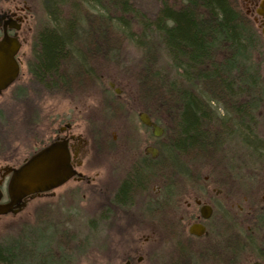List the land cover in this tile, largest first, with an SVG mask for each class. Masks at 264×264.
Segmentation results:
<instances>
[{"label": "flooded vegetation", "instance_id": "af4514ba", "mask_svg": "<svg viewBox=\"0 0 264 264\" xmlns=\"http://www.w3.org/2000/svg\"><path fill=\"white\" fill-rule=\"evenodd\" d=\"M236 2L264 41V0ZM27 12L25 3L1 10L0 38L6 33L23 45L26 41L19 32ZM34 48L36 54V42ZM94 49L92 60L106 61V51L100 46L98 55ZM19 54L20 73L10 88L23 73ZM34 66L39 65L30 66V78L20 90L23 101L33 87L43 95L74 91L73 77L66 88H46L33 74ZM88 67L79 69L78 86L91 81L107 85L100 69ZM97 103L102 105L84 104L81 114L99 108L106 114L107 101ZM73 111L57 113L39 129H14L20 136L15 143L27 150L21 161L10 141L1 152L7 155L0 167V190L6 187V194L12 170L35 154L53 143L65 145L69 152L71 178L54 190L26 197L17 213L28 211L25 220L30 222L25 226L52 233L53 247L44 256L51 264H264V140L252 148L245 141L250 131L232 127V114L220 113L224 118L216 122L220 135L210 152L199 151L195 162L181 159L182 154L166 142L165 127L139 107L137 133L119 135L90 128L86 120L75 128ZM142 115L163 129L161 136L142 122ZM8 135L11 140L13 134ZM159 140L165 143L157 145ZM8 202L7 195L1 204Z\"/></svg>", "mask_w": 264, "mask_h": 264}, {"label": "trees", "instance_id": "16d2710c", "mask_svg": "<svg viewBox=\"0 0 264 264\" xmlns=\"http://www.w3.org/2000/svg\"><path fill=\"white\" fill-rule=\"evenodd\" d=\"M176 1L160 0L156 18L145 20L131 0H42L48 22L37 35L39 66L33 74L50 90L66 88L70 77L78 86L79 69L87 70L95 47L98 55L100 46L106 51L111 65L130 44L141 55L134 73L139 108L163 127L164 120L174 119L165 127L174 151L199 156L200 150H212L221 133L216 122L224 120L213 102L232 114V127L253 135L258 98L264 97V82L252 63L261 37L236 0ZM64 6L72 13L65 14ZM160 62L169 65L170 75ZM51 235L24 226L0 243V264H51L44 258L53 247Z\"/></svg>", "mask_w": 264, "mask_h": 264}, {"label": "rangeland", "instance_id": "374dc122", "mask_svg": "<svg viewBox=\"0 0 264 264\" xmlns=\"http://www.w3.org/2000/svg\"><path fill=\"white\" fill-rule=\"evenodd\" d=\"M26 4L28 8L27 20L23 24L22 29L19 32L20 39H24L26 42L22 45L19 56L23 60L22 74L18 83L12 86L9 90L4 92L0 96V118H4L5 122L0 119V122L4 125H0V167L5 163L6 154L1 153L5 147V144L10 143L15 151L16 156L20 161L26 156L27 150L18 146L15 140L19 141L20 136L14 132V129H21L23 127H30L32 129H39L43 124L47 123L48 119L51 120L54 115L69 112L72 108L74 115V126L85 124V120L91 122V127L94 129H106L114 133V135L126 134L128 131L139 129L138 113L137 109L142 104L139 96L136 92V83L134 80V73L138 71L140 65V52L131 46L130 44H124L122 51L119 52L118 63L108 64L104 60H91L88 65V69H100L101 75L104 77L107 85L99 86L98 82L87 83L85 85L75 86L74 91L70 95H64V93H57V91H50L51 93H38L37 87H33L28 93L27 100L23 101L20 97L24 81L30 77V66L33 65L36 60V54L34 51V44L37 39V35L41 29L45 27L48 22L47 12L45 11L42 0H0V11L3 9L14 7L15 5ZM132 7L135 11H140L145 16V20H154L156 18L159 9L161 7L160 0H131ZM178 4V0L176 1ZM65 14H71V8L64 6ZM80 12V11H79ZM78 12V13H79ZM2 15H0L1 17ZM134 25V24H133ZM134 29H137L134 27ZM162 62V60H161ZM160 62V68L163 73L171 74L169 65H165ZM252 63L254 64V70L257 72L259 80L264 82V41H262L260 47L258 46L255 53L252 56ZM81 70V69H80ZM83 78V75H81ZM110 84H115L111 87ZM264 85V83H263ZM116 92H119V97ZM25 93V92H24ZM73 99V103L67 99ZM106 100L111 103L108 105L107 113L103 112L101 108L95 111L91 110L89 115L83 116L80 109L85 104H90L92 107L101 106L97 102ZM260 103L257 106V120H254L252 133L250 137L245 136V140L252 148L258 145L260 140H264V97L261 96ZM68 107H71L68 109ZM214 108H218L221 112L225 110L219 104H214ZM111 108L114 111H111ZM212 111L214 109L212 108ZM216 112V111H214ZM26 116V117H25ZM168 118H171L168 116ZM40 120H43L40 123ZM28 120V121H27ZM53 120V119H52ZM39 121V123H38ZM174 121L173 118L169 121L162 122L167 127L170 122ZM24 122H27L24 123ZM222 122V121H221ZM24 123V124H23ZM80 123V124H79ZM174 123V122H172ZM26 124V125H25ZM48 124V123H47ZM80 127V126H78ZM125 129H127L125 131ZM8 133H12V139L9 140ZM137 133V132H136ZM16 134V135H14ZM8 135V136H7ZM110 137V136H109ZM165 140V138L163 139ZM163 140L156 141L157 145L165 143ZM258 140V141H257ZM10 141V142H9ZM111 141V139H110ZM227 144L231 145V141H227ZM228 146V145H227ZM182 158L188 161L199 162V156L195 153H181ZM4 200L7 198L6 187H3ZM27 212L17 215H8L2 217L0 220V243L5 242L15 237L21 229L24 228L27 219ZM35 219L32 218L31 222Z\"/></svg>", "mask_w": 264, "mask_h": 264}, {"label": "water", "instance_id": "95a60500", "mask_svg": "<svg viewBox=\"0 0 264 264\" xmlns=\"http://www.w3.org/2000/svg\"><path fill=\"white\" fill-rule=\"evenodd\" d=\"M3 17H0V21ZM15 29L18 30L19 26ZM20 48L19 40L6 33L0 39V95L19 75V64L15 57ZM141 120L153 128L156 137L162 135L163 129L153 124L146 115H142ZM69 161L66 146L53 143L35 154L23 166L12 170L13 175L7 188L8 203L1 204L4 195L0 190V218L8 214H17L23 207L22 201L26 197L54 190L66 183L73 174Z\"/></svg>", "mask_w": 264, "mask_h": 264}]
</instances>
